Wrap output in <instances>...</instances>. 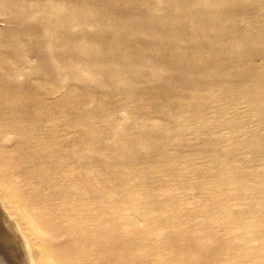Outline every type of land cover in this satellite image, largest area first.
I'll return each mask as SVG.
<instances>
[{"label":"rangeland","instance_id":"rangeland-1","mask_svg":"<svg viewBox=\"0 0 264 264\" xmlns=\"http://www.w3.org/2000/svg\"><path fill=\"white\" fill-rule=\"evenodd\" d=\"M0 225L21 264H264V0H0Z\"/></svg>","mask_w":264,"mask_h":264},{"label":"bare ground","instance_id":"bare-ground-1","mask_svg":"<svg viewBox=\"0 0 264 264\" xmlns=\"http://www.w3.org/2000/svg\"><path fill=\"white\" fill-rule=\"evenodd\" d=\"M6 228H3L0 225V259L4 260V262H6V264H21V262H19V257H18V256H20V254H18L17 250H15V247H17L16 246L17 245L16 244L17 241H15L14 238L12 237V235L7 232ZM13 244H15V246ZM21 245H22L21 248H23V250L26 251L27 258L24 257V258L27 259L26 262H28V264H35L33 262L32 257L30 256V251H29V247L30 246L28 244V241H26V240L24 241L23 240V242H22V244H20V246ZM18 248H19V246H18ZM24 251H22V252L24 253ZM23 256H21V257H23ZM24 258H23V260H25ZM0 262H3V261L0 260Z\"/></svg>","mask_w":264,"mask_h":264}]
</instances>
